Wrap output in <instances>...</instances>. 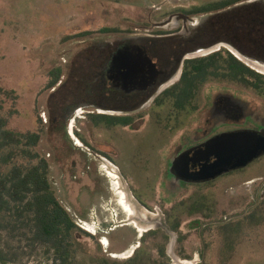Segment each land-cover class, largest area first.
I'll return each mask as SVG.
<instances>
[{"label":"rangeland","instance_id":"374dc122","mask_svg":"<svg viewBox=\"0 0 264 264\" xmlns=\"http://www.w3.org/2000/svg\"><path fill=\"white\" fill-rule=\"evenodd\" d=\"M215 1L220 0H0V85L19 94L18 113L8 127L41 131L35 150L50 163V181L59 200L79 228L94 236L80 232L79 264H101L103 259L127 264L141 249L150 257L147 264H154L153 260L161 264L157 245H165L168 264H181L175 257L188 261L184 264H264V154L242 171L212 183L185 184L171 191L169 176L162 173L172 160L165 148L167 138L155 136L153 129L159 135H181L183 130L175 132L173 124H167L168 112L145 110L146 121L135 115L133 129L107 127L89 116L95 107L75 101L96 100L94 94L106 97L102 86L92 84L111 43L144 33L148 24L167 20L173 12ZM227 26L229 31L214 30L209 37L236 36L246 55L264 59V52L246 51L251 48L248 38L232 34L231 25ZM238 55L264 73V67L252 63L251 57ZM55 68L62 69L61 79L47 89ZM225 87L264 114V87L256 91L236 81L205 84L202 106L217 88ZM160 118L161 125L155 121ZM198 118L192 114L188 126L195 127ZM103 158L117 167L131 197L164 220L169 213L175 214L172 221L181 224L179 231L171 229L175 238L163 227L142 234L132 225L112 229L125 221L126 214ZM248 214L251 218L243 219ZM180 236L184 237L181 243ZM3 241L20 254L17 263L9 264L52 263L54 253L43 245L34 248L27 239L7 233Z\"/></svg>","mask_w":264,"mask_h":264},{"label":"flooded vegetation","instance_id":"af4514ba","mask_svg":"<svg viewBox=\"0 0 264 264\" xmlns=\"http://www.w3.org/2000/svg\"><path fill=\"white\" fill-rule=\"evenodd\" d=\"M232 9L233 7H228L221 11L196 14L189 11L173 12L167 20L148 24L144 33H135L124 37L122 42L111 43L105 56L107 59L99 71L95 72L92 85L102 86V92L105 94L103 95L106 97L94 94L96 100H86V105L95 107V110L88 112L89 116L107 114L124 117L128 119V123L116 127L133 129L138 120L135 115L144 123L146 119L143 111L151 109L161 112L163 109L168 112L167 124H173L172 129L175 132L183 130L180 136L165 134L164 131L159 135L158 130L153 128L155 136L167 138L168 145L165 148L172 160L170 164H165L162 173L169 176L171 191L182 188L185 184L212 183L242 171L264 154L262 152L246 166L235 169L223 166L222 168L228 170L212 178L193 180L181 176L195 175L203 167L214 164L219 157L230 155L227 151L230 147L228 140L233 135L247 136L255 146L259 140H264L263 112L259 108L250 107L249 102L236 96L231 88H217L210 101L204 106L201 104V90L204 85L211 81L233 83L231 72H227L226 76L221 71L219 76L211 74L206 79L198 77L194 87L185 88L187 61L210 57L217 52L228 51L242 62L244 60L238 54L246 56V59L251 57L254 60H250L252 63L264 67L263 58H254L248 54L247 56L232 42V38L217 40L209 37L219 25L217 15ZM228 17L230 22L232 17ZM205 106L207 108L204 112ZM195 113L199 118L192 128L188 126V122ZM161 120L163 119H155L159 125ZM179 208L181 209L182 205H179ZM173 209L175 213V207ZM172 215L169 213L165 220L171 229L169 216Z\"/></svg>","mask_w":264,"mask_h":264},{"label":"trees","instance_id":"16d2710c","mask_svg":"<svg viewBox=\"0 0 264 264\" xmlns=\"http://www.w3.org/2000/svg\"><path fill=\"white\" fill-rule=\"evenodd\" d=\"M245 1L247 0L215 1L195 7L189 10V13L215 12L233 7L231 11L217 15L219 16L217 23L220 25L215 31L218 33L229 31L227 24H230L232 34L240 33L239 37L248 38L251 48L246 51L252 54L255 51V54H258L264 52V0ZM228 16L232 17L230 22ZM104 31L111 30L104 29ZM231 40L245 51L236 36ZM221 71L224 76L227 72H231L234 81L245 83L258 91H262L264 87V74L257 72L227 51L217 52L206 58L188 60L184 74L185 88L194 87L198 77L206 79L211 74L219 76ZM49 76L47 89L53 88L60 81L62 69H53ZM176 96L178 97V94ZM18 99L19 94L15 89L0 85V262L17 263L20 256L3 241V233H7L12 238L27 239L34 248L43 245L48 253L52 251L54 256L51 264H79L80 232L84 231L79 228V224L59 200L50 181L49 161L35 150L41 141V131L20 132L8 127L10 118L18 113L15 108ZM80 99L76 98V103L86 102L85 99ZM9 102L12 105L7 108ZM92 120L107 127L128 123V119L124 117L107 114H93ZM173 215L169 216L170 224L174 231H179L180 221L173 222L171 218ZM249 218L251 214L243 217V219ZM151 232L156 234L158 231ZM84 233L94 237L90 232ZM226 233L230 232L227 230ZM165 237L168 239L167 235ZM183 241L184 237L180 236L179 242ZM157 249L162 259L161 264H168L170 257L166 253L165 245H157ZM147 258L150 257L144 249H141L136 252L133 260L138 261L137 264H147ZM133 260L127 264H131ZM153 261L154 264L158 262ZM110 263L107 259L101 262V264Z\"/></svg>","mask_w":264,"mask_h":264},{"label":"water","instance_id":"95a60500","mask_svg":"<svg viewBox=\"0 0 264 264\" xmlns=\"http://www.w3.org/2000/svg\"><path fill=\"white\" fill-rule=\"evenodd\" d=\"M250 1L254 0H249L248 2ZM228 144L230 145V147L229 149H227V151L228 153H230V155H228L227 157H219L214 164L203 167V169H201V171H199L195 175L181 174V176L183 178L193 180H204L212 178L216 175L221 174L223 171L228 170V168H222L223 166H229L233 169L241 166H246L256 157H258L262 152H264V140H259L255 146L250 142L249 137L247 136L242 137L239 135H233V137L231 136L229 138ZM130 200L137 213V216H135V218L140 223H142L143 225H147L149 230L153 228L163 227L168 233L173 236V238H175V233L171 230L162 216H158L159 214H155L154 212L147 209L134 196L130 197ZM123 222L124 221H122V223ZM175 260L179 261L181 264L185 263L182 262L178 257H175ZM194 262L197 261L195 260Z\"/></svg>","mask_w":264,"mask_h":264},{"label":"bare ground","instance_id":"6f19581e","mask_svg":"<svg viewBox=\"0 0 264 264\" xmlns=\"http://www.w3.org/2000/svg\"><path fill=\"white\" fill-rule=\"evenodd\" d=\"M110 112V111H106ZM115 111H112L114 113ZM118 113V112H117ZM81 143V142H80ZM102 160V159H101ZM104 166L106 171L108 172L109 176L114 180L117 186V192L119 195V202L126 214V219L123 223L118 224L116 227L112 228L113 230L120 227V226H129L132 225L136 228L141 234L147 230H149L147 225H143L140 223L135 216H137L136 210L130 200V195L127 189H125V184L120 177V174L117 170V167L108 161L107 159L103 158Z\"/></svg>","mask_w":264,"mask_h":264},{"label":"built area","instance_id":"2783aa9c","mask_svg":"<svg viewBox=\"0 0 264 264\" xmlns=\"http://www.w3.org/2000/svg\"><path fill=\"white\" fill-rule=\"evenodd\" d=\"M81 226V225H80ZM81 227H84V226H81ZM84 229H85V227H84ZM86 230H87V228H86Z\"/></svg>","mask_w":264,"mask_h":264},{"label":"crops","instance_id":"0c3cea01","mask_svg":"<svg viewBox=\"0 0 264 264\" xmlns=\"http://www.w3.org/2000/svg\"><path fill=\"white\" fill-rule=\"evenodd\" d=\"M0 264H2V263L0 262Z\"/></svg>","mask_w":264,"mask_h":264}]
</instances>
